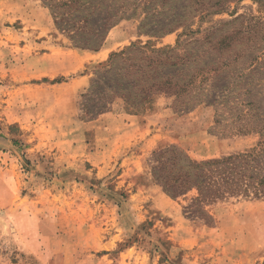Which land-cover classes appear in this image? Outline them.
I'll list each match as a JSON object with an SVG mask.
<instances>
[{"label": "rangeland", "instance_id": "rangeland-1", "mask_svg": "<svg viewBox=\"0 0 264 264\" xmlns=\"http://www.w3.org/2000/svg\"><path fill=\"white\" fill-rule=\"evenodd\" d=\"M111 1L122 18L90 50L47 0H0V264H264L263 190L202 202L154 174L163 149L209 161L249 151L258 133L221 136L213 106L177 111L167 96L130 114L91 85L110 53L179 39L202 73L217 68L202 100L229 82L233 102L249 87L264 110V0Z\"/></svg>", "mask_w": 264, "mask_h": 264}, {"label": "trees", "instance_id": "trees-1", "mask_svg": "<svg viewBox=\"0 0 264 264\" xmlns=\"http://www.w3.org/2000/svg\"><path fill=\"white\" fill-rule=\"evenodd\" d=\"M117 1L113 0V3ZM110 2L47 0V7L55 25L73 39L74 46L97 50L102 45L106 30L122 18L119 10L110 12ZM96 13L100 15V21L91 23L88 18ZM82 33L84 38H80ZM148 34L155 36L158 33L154 30ZM180 45L179 39L175 46L162 47H154L149 41L145 44L132 42L122 50L109 54L107 61L101 65L98 79L92 80L91 85L103 86L115 94L130 114L144 113L154 106L159 97L167 96L172 98V108L177 111H189L202 103L213 106V128L218 129L221 136L258 133L261 140L256 147L245 153L209 161L196 162L174 147L163 149L158 153V167L154 169L160 184L172 196L192 187L199 193L195 200L202 202L249 191L257 195L264 191V170L259 166L264 156V110L252 98L253 90L249 87L245 88L247 97L242 100L244 104L233 102L236 98L225 94L233 88L229 82L220 86L219 93L211 102L202 100V74L216 73L217 68H209L202 73V66H199L202 56L192 60L189 49L177 52Z\"/></svg>", "mask_w": 264, "mask_h": 264}]
</instances>
